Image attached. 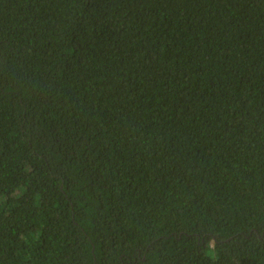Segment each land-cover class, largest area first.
<instances>
[{"label":"trees","instance_id":"trees-1","mask_svg":"<svg viewBox=\"0 0 264 264\" xmlns=\"http://www.w3.org/2000/svg\"><path fill=\"white\" fill-rule=\"evenodd\" d=\"M0 264H264V0H0Z\"/></svg>","mask_w":264,"mask_h":264}]
</instances>
